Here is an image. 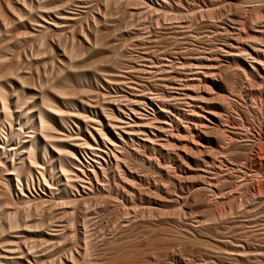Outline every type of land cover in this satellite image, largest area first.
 <instances>
[{
  "label": "rangeland",
  "instance_id": "rangeland-1",
  "mask_svg": "<svg viewBox=\"0 0 264 264\" xmlns=\"http://www.w3.org/2000/svg\"><path fill=\"white\" fill-rule=\"evenodd\" d=\"M8 1L9 0H0V11H1L0 12V18L3 16L0 19V57H1L0 59L5 60L4 62L0 60V65L3 66L4 65L3 63L7 64V65L0 67V68H4L8 71L7 72L8 74L5 77L6 80H3L4 77L1 76L0 77V83L2 85H4L5 92H7L6 96L9 97V99H10L9 100V102H10L9 108L7 110L8 114H6V117L2 111L3 108L1 107V99H0V186L3 183H5V185L3 184L4 186H6V184L8 183L7 188H9L11 186L9 188L11 190V191H9V193L11 196L10 200L11 201L13 200L12 201L13 204H11L10 200H9V202H6V203L4 201H2V198H1L2 196L0 195V225L3 226L5 229V231L2 232L3 233L1 235L2 237H0V243H1L0 244V264H80V263L81 264H237L235 260L232 261L233 258L231 259V263H230V258H229L230 256L226 255V256H228V257H226L225 255H223V253H218V252H221V250L217 251L218 248H220L221 243L223 244L225 241H228V242L229 241L232 242L235 240L237 241V239L239 241H242V243L246 247H249L247 245H250L251 247H249L248 250H253V249L258 250L256 252H260V250H261L262 253L261 252L259 253L260 254L259 258L263 261L262 264H264V255H263L264 254V247H263L264 246V231L262 230V232L257 233V235H255V234L252 235L249 231L243 232V231H245V229H247V230H249V229L245 228L243 230L240 228L243 226H241V225L237 226V224H239V223L237 222V220H235L236 219V217H235L236 213L233 212V214H232L231 213L232 210L229 207L230 205L232 207V205L238 204L241 201L243 203L245 202L244 203L245 208L247 207L246 210L250 207H253L256 210V205H257L258 209L256 210V212L262 211L261 215L259 213L256 214L255 211H253V209L251 208L252 212H251V209H249L251 214L248 216L250 218L247 217L248 218L247 222L250 221V223H253V225L255 224L254 222L258 223V221H259V223H260L261 220L264 218V214H263L264 213L263 212L264 207H262V206H264V201L259 202L261 200H264V198H263L264 197V172L260 171V173L262 175V176H260V173H258V171L255 167H250L247 163H245L243 161V159L241 158L240 150H237V149H243L244 148L242 142H231V141H229L231 138H228L227 134H229V133L226 131L223 132V134L225 133L227 135L228 140H227L226 136H224L222 134V137L226 138V139L223 138L225 141L223 139H220L221 143L217 144V146H215L213 144H211V146L209 145L213 149L215 148L214 149L215 151L213 149H211V150L216 152L215 154H216V156H218V158L215 155H214V157L221 161V162L220 161L216 162L217 164L215 163V165L216 166L218 165L219 168L218 169L215 168V170L212 169L213 171H211V168H210V170L208 169L209 173L208 172L205 173V175H207V176L203 175V178H201L204 180V177H205V180H204L205 182L204 181L201 182L202 180H200V178H197V176L200 177L199 173L197 171H194L191 173L192 177H190V176H189L190 178L187 177L188 179H190V181H191V179H193L192 181L198 180L199 182L202 183V185H204L202 187L206 186L207 189L211 188L213 190V193H212V190H210V189H209L210 192L207 191V189H206V191H204L205 197H207L206 199H208L207 202L209 201L208 204L210 203V208H207L210 211V212L207 211L208 214L205 211L206 208L204 210H202L203 209L202 208L201 209L202 211H200V209L195 208L196 213L194 212V208H192L190 211H188V213L192 212V213H189L190 215L186 212L185 214H179V216L181 218L179 216H175L176 218L174 217L175 218L174 219L172 217L173 215L170 212V210L173 212V210L171 209L173 206L169 205L168 202H166L165 200L163 201V199L161 197H159L161 192L158 191V188L160 190L162 189V191H164V190L167 192L169 191L168 193L171 192L170 194L177 192L178 190H180V188H178V187L176 188L173 185L169 184L168 182L164 183L165 178L161 179L160 174H158L157 172L153 173L151 171V169L150 170H148L149 168L146 169L147 167L145 165H141V163L138 161H135V163H134L132 160L130 161L129 158L125 159V162H129V163L131 162L129 164V167H131V169H132V167L134 169H136V170H134V172L138 170L137 171L138 176L135 172L136 179H134V178L132 179L131 177H129L130 181L132 180L131 186L133 185L134 191L132 192L131 189L125 190V193L128 197L126 203L123 202L119 197H118V200H116L117 197H116L115 193H113V192L111 193V191H109V190H108L109 192H107L109 185L112 187H115V185H116V187H120V185L123 184L120 181L122 179V177L120 179L118 175H117V179H110L109 181H105L103 179L104 181L102 180L101 183H99V185H98V186H100L101 189L97 188L98 190L97 189H93V191L89 190L90 188L88 186L89 185L88 181L86 179H84L83 182L79 181V183H81V184H78L77 189H75V188L71 189L70 188L71 189L70 190L68 187V191L66 192V190H64V188H65L64 186L67 184L66 178H65V176H63L62 171L60 170V167L63 164L62 160H60V159H62L63 157L60 158V157H58V154H57L55 156H57L58 158L54 157V156H51L52 157L51 158L50 155H48V154H51L52 150L57 151V149H55L50 144L48 145L49 146L48 153L45 155L46 159H48V160H46L47 161L46 162V168H45V170H46L45 174L46 175L44 174V176H41L40 170H39L40 168H38V167H37V169L39 171H37V169L35 167L31 173V175H27L25 172H22L25 165L30 164L29 159L26 158L25 151L23 149V144L25 143L24 141H26V139H28L29 136H31L32 134L34 135L35 132L39 133V131L35 129L36 118H37L36 110H37V107L41 104L39 101V97H38L39 95L37 93L39 92V90L41 91L42 89H44L46 84L53 81L52 80L53 78L54 79L56 78L55 75H57V73H58V72L56 73L57 70H60L61 67L62 68L65 67L64 61L67 59L66 56L68 55L72 46L78 50L80 47L84 49V48H87V46H89V45H85L86 47H84L83 46L84 44L80 45V43L77 40L80 37L83 38L84 33H82V32H85L86 30H88V29H86L88 25L95 24V22L93 21L94 17L101 18L102 23H103V20L106 19L105 20L106 22L104 21V24L107 23L106 24V27H107L106 30L109 29L110 31L109 30L108 31L110 32V34L112 32L114 33V34L112 33L113 36H111L112 34L110 35V37H111L110 40H113V41L109 42L110 45L112 43L114 44V45L112 44V46H111V47H113L112 49L114 50V52H113V50L111 51V48H109L110 50L106 48L105 50H109L108 55L110 54L111 58H109L108 55L106 54L108 59L106 57V58H104L105 59L104 61L102 60V62H100V63L97 62V64H95V67L94 66H88L87 68H85V72H87V73H90L92 71L96 72V70H97V72L95 73L97 76L96 77L97 81L92 79V81H90L89 83H87V82H86L87 84L84 83V85H83L84 91H79L78 89H76V90H73L72 93H68V95H66L65 97H66V99L68 98L69 100L72 99V103L70 105L69 104L65 105L60 100H59V102H57V104L63 110V114L62 115L60 114V115L66 116V118H65V126L66 127L64 126V124L61 127L64 129V132L69 133V135L67 133H65L64 135L63 134L60 135V134L56 133V134H54V135H56V137L54 139L58 140L60 138H63V136H64L65 141H67L69 143H73L76 140L78 142L83 141L82 139L84 138V136H87V137L89 136L88 128L91 127L89 125H92L90 122H88V120L91 121L90 118L92 120L97 118L96 123H97V127H99V124H98L99 117L98 116L100 114H103V113H105V115H107L108 113H111L107 107H103L104 104H106L107 102H109V103L112 102L111 104L116 105L119 102L118 101L119 98L121 97V96L119 97V95H121V93H123V92H121V89H123V88H124L123 90L125 92H128L129 91L128 89H131L130 88L131 86H132L131 90H135V89L137 90L138 88L135 85V82L132 83V81H129L128 79H126L125 81H128V83L131 82V83H129L130 85L127 84V82L126 83L124 82L126 84V86L124 84H122L123 86L121 84H119L121 82H119L118 79H120L119 78L120 75H123L124 70H121L119 68V66H118L119 64L117 65L115 59H117V57L119 59V53L120 52L118 53V51L122 50L121 46H123L122 51L128 53V54L126 53L127 56L129 54L130 55L132 54L131 56H133V58L130 55L128 57V60L130 58L132 59L131 61H133L135 57H137L139 54H141L140 52L143 53L145 50L142 51L143 47H141V46H140L141 48L138 49L139 47L137 45V41H134L137 39L131 38L132 35L134 37H136L135 36L137 33L136 27L137 26L139 27L137 20H136V15L134 12H132V11H136V7H134L135 2L133 0H131V2L133 1L134 4L130 3V1H127V0H113V1L112 0L111 1L110 0L109 1L108 0H105V1L104 0H73L72 2H71V0H69V1L68 0H53V2L51 0L50 1L47 0L51 3L46 4L45 8L43 7L44 9L42 7L38 6V2H37L38 0H32V2L35 3L36 6L35 5L31 6L29 1H27V2H29L28 6L23 3L25 5V7L22 5L23 1H21V0H20L21 4L18 3L19 2L18 0H15L14 2L12 0H10V2L11 3L13 2L14 5L17 4L14 6V7H16V10H18V7H20V6H21V10H23L25 8V10L23 12V14L25 13L24 14L25 16L22 15L20 17L17 14V11H13L12 8H9V5L11 3H9ZM39 1H41V2L43 1V3L45 4V0H39ZM218 1L219 0L215 1V3L217 5H209L208 3H207L208 5L206 3L204 5L202 3H196L195 2L196 9L194 10L195 14H193V17L195 15H198V14L199 15L195 16V18L197 17L196 18L197 20H196L195 24L194 23L192 24L193 26L190 25L189 27L187 26L184 28L185 25H177L176 23H171V22H167L164 20L162 21L165 24V25H163V27L165 26L169 29V30L167 29L166 32L169 31V33H171V34L172 33H179V35H178L179 38H182V36L184 37L185 35H183V34H186V32H187V35L185 37H188V35H190L193 38L191 41H189L188 39H184V42L186 40H188L190 42V44H188L189 42L187 43V41L185 43L183 42L182 46H180L181 49L177 50V52L179 51L180 53H183V52L186 53L187 50H189V49L191 50V48L192 49L195 48V51L197 50L196 51L197 53H204V52H207L206 50L212 49V50L217 51V52L219 50L220 53L219 52L218 53L220 55H226L225 54L226 52H224L221 49V44H220L221 42L218 41V38L222 32V28H221L222 25L219 24L221 21L228 23L229 26H231L230 32L232 34L235 32L233 35H237L238 37L240 36L239 40L241 41L240 42L241 44H239V45H241V47H244L243 45H247V46L249 44L251 45L252 43L256 44L255 38H254V32H252V31L254 30L253 26L255 28H259V26H256L257 22H255L254 19L257 17L256 19L259 18L258 23L264 24V22H262V21H264V17H262L263 19H261V17H259L261 15L262 16L264 15V0H231L232 2H237L238 6L242 4L243 7L241 10L242 11L244 9L245 10L242 13L239 12L240 15L237 13L235 14V12H231L232 9L230 10L229 8L226 7V9H228V10H225L227 13L224 11L222 13L223 16L221 15L220 18L217 17L216 19H212L211 22L209 20H205V18L208 19L209 17H204V16L203 17L201 16L202 18L199 17L200 16L199 10L201 9L200 11L203 12L204 10H206V8H208V6L210 7V8H208V10L209 9L211 10V6L215 11L217 9H221V8H218V7H220V5H218V3L219 4L221 3L222 6H223V4H222V2H218ZM8 3H9V5H8ZM128 3L130 6H128ZM109 4H111L110 5L111 7H109ZM125 4L127 6H125ZM200 4L202 5V7ZM106 5L108 7H106ZM199 5H200V7H197ZM59 6H60V8H59ZM203 6L205 9L203 8ZM215 6H216V8H215ZM26 9H28L30 11H28ZM38 9L40 11H38ZM213 9H212V11H210V10L209 11L212 13ZM63 10L68 11L70 14L75 15L74 17L77 18L76 23L74 24V26L72 25V26L68 27L67 24L64 22V23H61V26L59 25V27H58L59 29H57V28L52 26L54 24L52 22L53 21L52 19L55 18V15L56 16L59 15V14H57V11L64 12ZM100 10H101V12H100ZM196 10H197V12H196ZM208 10H206V11H208ZM2 12H3V15H2ZM30 12H31V14H30ZM194 12H192V10H190L187 13H188L189 17H191L190 14L194 13ZM42 13L44 14L43 16L41 15ZM98 13H99V15H98ZM7 15H8V19H7ZM244 15L246 18L245 17L243 18ZM78 16H79V18H78ZM81 16H84L85 18L83 19V17H81ZM102 16H104L105 18ZM236 16L239 17V18L237 17L239 24H237L238 21L233 22V21L229 20L231 18L237 19ZM43 17H45L46 19L45 18L42 19ZM80 17L82 18V20ZM120 17H121V19H120ZM247 17H248V19H247ZM4 20H5V22H3ZM79 20L82 22H79ZM127 20H129V21H127ZM245 20H248V21H245ZM207 21H209V22H207ZM241 21L242 22L244 21V22L242 23ZM16 22H18V23H16ZM33 22H35V23H33ZM131 22H132V25H131ZM252 22L254 25H252ZM135 23H137V24H135ZM241 23H242V25H241ZM249 23H251V24L249 25ZM258 23H257V25H258ZM30 24H33V25H30ZM82 24H84V25L82 26ZM133 24H135V26ZM45 25L46 26L51 25L52 29L48 30L47 28L44 27ZM251 25H252V27H251ZM79 26H82V27H79ZM104 26L105 25H102L103 29L105 28ZM130 26H131V28H130ZM180 26H182V27H180ZM110 27H111V29H110ZM112 27L114 29H112ZM119 28H123V29L121 30ZM190 28H191V30H190ZM251 28H252V30H251ZM161 30H163V29H161ZM120 33L122 35L126 34V33L127 34L124 35L125 36L124 37V36H121ZM168 34H167L168 38L166 40H168L169 36H171V34H169V35ZM250 35H252V36H250ZM74 36H76V37L74 38ZM113 37H114V39H113ZM251 37L254 38V40ZM242 38H243V41L241 40ZM244 38L247 40H245ZM169 40H171V38ZM252 41H254V42H252ZM245 43H247V44H245ZM257 43L258 44L260 43L259 45H262L264 43V41H263V39L259 40V42L257 40ZM60 44H62V45H60ZM117 45H120V46L115 48ZM250 45H249V48H250ZM133 46L134 47L137 46V50H136V48L134 49ZM126 47H127V49H126ZM124 48L127 51L124 50ZM83 49H81V50H83ZM119 49H121V50H119ZM110 51L113 53H110ZM221 51H223V52H221ZM86 52L87 51H85V53ZM106 52H108V51H106ZM115 53H117L118 55ZM89 55L90 54L84 55V57H83V55L79 56L78 59L84 60L85 56L88 57ZM2 56H3V58H2ZM246 56L247 55L245 54L244 57H246ZM114 57H115V59H114ZM111 60H113V61H111ZM43 61H45L47 63L45 64V62H43ZM135 61L138 62V60H135ZM135 61H133V62H135ZM145 61H146V59H145ZM145 61L144 62L141 61V64H140L141 66L136 63L137 66H140L143 69L146 67L143 71L145 74H142L143 79L147 78V81L150 79V81H152V83H154V84H155V81L157 82V84L161 83L163 79L159 80V78L163 77V76L159 75L158 72H155V68L150 67V64L146 63ZM32 62H33V66L31 68V66L29 64H31ZM34 62H35V64H34ZM234 62H235L234 60L229 59L228 61L224 62V65H225V67H226V65H228L230 67V65L232 64V66L230 68L231 71L235 67L233 71H236V72L238 71L237 73L240 72L239 74H241L243 72V70H240L241 67L238 65V62H236V64H237V68H236V64ZM36 63H37V65H36ZM139 63H140V61H139ZM145 63H146V65H145ZM96 65H98V66H96ZM115 65L118 67H116ZM37 66H39V67H37ZM44 66L46 67L45 71H43ZM228 66H227V68L229 69ZM93 67H94V69H93ZM96 67H97V69H96ZM189 67L185 66V69L186 68L188 69ZM29 68H31V71H29V72H31L32 74L28 73ZM38 68H40L41 70ZM91 68H92V70H91ZM35 69L41 71L40 72V74H41L40 78H38L39 76L37 74L39 71H37V70L35 71ZM52 69H53L54 73L52 72ZM188 71L189 70L185 71L186 74L189 75V77H192V76H190L191 72H188ZM23 72L25 73V75ZM153 72H155V74H153ZM11 73L13 74V77H14V74H16V73H17V75H19L21 73V75H19V77H23V78L27 77L24 80L25 83L30 78L31 80L29 79L30 82L29 81L28 82L31 85H28V82H27V84L24 83L25 85H23V83H22V86L27 87V89H25L24 91L21 90L20 89V86H21L20 81L21 80L19 81L20 82L19 85L16 84V82L18 81L19 78L17 75H15L18 78V79L16 78L17 80L15 78H12ZM99 73H101V74H99ZM113 73H114V76H113ZM148 73L150 75H148ZM110 74H112L111 77H110ZM151 74H152L153 78L151 77ZM115 75L118 76V79ZM156 75H158L160 77L158 78V76H156ZM221 75H223V76L219 77V78L217 77L220 81L223 80V78L225 77V73L222 72ZM241 75H243L244 78H248L244 72ZM212 76L214 78V75H212ZM218 76H219V74H218ZM32 77L34 78V80H32ZM154 77L155 78L157 77V78L155 79ZM46 78H49V81ZM151 78L153 80H151ZM116 79L118 81H116ZM248 79H245L246 80V83H245L246 88H248L249 90H255L257 88V86H258L257 84L259 82H255L254 80H251L250 78H248ZM7 80H8V83L11 80H13V81L15 80L16 82L13 84L14 87H11V85L7 83ZM247 80L250 82H248ZM251 81H253V82H251ZM263 81H264V79H262V81H261L262 83L260 82L262 87H264ZM33 82H35V84ZM95 82H97V83H95ZM143 82L144 81H141V83H143ZM26 85H28L30 87H28ZM120 86H122L121 89H120ZM86 88H87V90H86ZM89 89H91V90H89ZM92 90L95 92H93L91 94L90 92ZM213 90H214V94H215V101L220 99L219 96H221L222 93L225 94V91H222V89L213 88L212 91ZM34 92H35V94H34ZM84 92H86L87 94ZM145 92L147 93L148 91H145ZM150 92H152L154 94L150 95ZM150 92L147 94L148 96H154V97L158 98L160 95V91H156V92L150 91ZM74 93H75V95H74ZM129 93H130V91H129ZM157 94H159L158 97H157ZM246 94H250V95H246V97H244L245 102L248 101L246 103L251 104L253 102L251 99L255 100V97L252 96L251 95L252 93H249V91ZM79 96H81L83 103L86 105L85 109L81 106L82 102H81V99ZM127 96H128L127 97L128 100H126L127 98L121 97L122 98V99L120 98L121 103L120 102L119 103L123 104V103H125V101L128 102L130 97H129V95H127ZM231 96L232 95H229V97H231ZM248 96H250V97H248ZM232 97L235 98V101L239 100L236 102L239 110L235 111V113H233V116H232L233 118H231V120L234 122L237 121V123H239L240 125L242 123L243 128H241V129H245L246 127H250V126H252V124H255L257 126V120L255 121V119H258V118L254 117L257 115L256 114L257 110H255V109L247 110L245 103L243 102V100H244L243 98H241L240 96H238V97L232 96ZM240 99H241V101H240ZM102 107H103V109H105V112L102 109ZM150 107L151 106H148V105L143 106V108H146L144 110H147L149 113H151ZM65 109H66V112L64 113ZM108 110H109V112H107ZM102 111H103V113H102ZM74 113H75V115H74ZM82 113L85 114L84 116H86V118H84V116H81ZM76 115H77V117H76ZM78 117H79V119H78ZM80 117H82V118H80ZM83 118L89 123V125H88V123H86V121ZM82 119L85 121V124H82V121H83ZM231 120L229 121L230 122L229 123L224 119L225 122L223 121V125L224 124L226 125V123H228L229 125H231V127H235V126L238 127L237 123L231 124V123H233ZM240 127H242V126H240ZM240 127H239V129H240ZM224 128H226V126ZM217 134L220 135V133H215V135L213 134L214 137L219 136ZM57 135H59L60 137L57 138ZM71 135H72V137H71ZM74 136H76V137L78 136V138H76ZM222 137H220V138H222ZM191 138H192L191 136L187 137L188 140H190ZM223 141H224V144H226V145L223 144ZM263 141H264V138H263ZM90 142L94 143L93 140H91ZM222 144L224 146V149L222 148L223 146H220ZM227 145H228V149H227ZM50 146H52V147H50ZM80 146H83V148L81 147V150L79 151V157H80L79 162H81L82 165L84 164L83 166H86L88 164L91 165L92 162L94 163L97 161L96 159H97V156L99 157V155H97V153L94 151V149L96 150V148H97L96 146L94 149H93V147H91V149H90L89 145L86 146L84 144H81ZM232 146H234V147L237 146V149L235 150ZM225 149L227 151H225ZM91 150L93 153L91 152ZM226 152H227V154H226ZM217 153L220 156L222 154L224 156L227 155L226 156L227 159L224 156H221L222 158L221 157L219 158V155ZM39 154L43 155L42 152H40ZM147 155H149V154L147 153ZM154 155L155 154H153L152 156H154ZM197 155H199V154H197ZM155 156H157L158 158ZM155 156H154V159H157V161H159V162L163 161L162 158L159 159L160 157L158 155H155ZM196 157H198V156H196ZM199 157H200V155H199ZM54 158H56V160ZM223 158H225V159H223ZM57 159H59V161H57ZM230 161H233L234 163H236V162H238V163L236 165L233 162L230 163ZM24 162H25V165H24ZM59 163L61 164V166ZM209 163H211V162L209 161L208 164H206V165H208V166H206L207 168H209ZM222 163H224V164H222ZM243 163H245L244 164L245 166L242 167L241 164L243 165ZM238 164L240 166H238ZM210 166L213 167V165H211V164H210ZM263 166H264V162H263ZM223 167H225V169ZM240 167L242 168V171H241ZM227 168H230L229 170H231V169L232 170L234 169V170L230 172ZM235 170H238V172ZM243 170H245L244 172L246 174L245 173L241 174V172H243ZM214 172H216V173H214ZM217 172H218V175H216L217 176L216 177L215 174H217ZM225 173H227V174H225ZM254 173L255 174L258 173L259 175H257V174L254 175ZM219 174H221V175H219ZM248 174H250V175H248ZM211 175L214 177L212 178ZM18 178L19 179L25 178L24 180H26V182H28L27 186H26V183H24V185H22V190H20L18 188V186H19V181H18L19 179ZM118 178H119V180H118ZM195 178H197V180H194ZM32 179H33V181H32ZM72 179H74V178H72ZM257 180L259 181V183L261 185L259 184L257 186V184H258ZM208 181L211 184H209ZM102 182H104V183H102ZM245 182L247 184H245ZM109 183H111V184H109ZM149 183H151V184L149 185ZM241 183L243 185H241ZM129 185H130V183H129ZM170 185H171V188H170ZM84 186H85V188H84ZM155 186L157 187V189L155 188ZM251 186H253L254 188L253 187L251 188ZM260 186H261V188H259ZM120 188H122V187H120ZM167 188H168V190H167ZM258 188L261 189V190H259L260 193L258 191ZM0 189H1V187H0ZM182 189H183V192L189 191V190L194 191V188L187 189V188L183 187ZM126 191H130V192L127 193ZM180 191H182V190H180ZM0 192H1V190H0ZM67 193L69 196L67 195ZM206 194H208L209 196L208 195L206 196ZM210 194H211V196H210ZM216 194H218V195L216 196ZM110 195L114 198L116 197L115 201H114V198H112ZM161 195H162V193H161ZM222 195H223V197H222ZM84 196H85V198H84ZM108 196L111 198H109ZM254 196H256V197H254ZM211 197L213 199H211ZM232 197L233 198L236 197L237 199L236 198L232 199ZM258 197H261V199H259ZM149 198L151 201L148 200ZM248 199L250 201H252L251 202L252 204L248 201ZM253 199L254 200L257 199L258 202L262 203V204L257 203V201H254ZM152 200H153V202H152ZM221 201H224V202L221 203ZM121 202H123V203H121ZM150 202H152V203H150ZM164 203H166V204H164ZM258 205L259 206L261 205V208ZM211 206L213 207V210H211L212 209ZM119 207H120V209H119ZM144 209L146 211H143ZM158 209L163 210L164 212L156 211ZM164 209L165 210L167 209L166 213H165ZM135 210H136V212H138L137 214H135L136 213ZM139 210L142 211V213ZM225 210H227V211L224 215ZM230 210H231V212H230ZM127 211L129 213L125 214V212L127 213ZM217 211H218V213H217ZM221 211L223 212L224 216L220 215V214H222V213H220ZM167 212H169L170 214ZM197 212H201V213H197ZM202 212H204V213H202ZM212 212L214 215L211 214ZM150 213H152V214H150ZM174 213L175 212H173V214ZM252 213H253V215H252ZM203 214H205V217L203 216ZM228 214L230 215L229 218L227 217V216H229ZM175 215H178V214H175ZM184 215H186L187 217ZM209 215H212V218L207 219V220L204 219V218H208ZM150 216H152V217L150 218ZM219 216H222V219ZM225 216L227 218H224ZM213 217L218 218L219 221H221V222H219L216 219L218 221L217 222L215 220V218L213 219ZM251 217H252V219H251ZM29 218H30V220H27ZM195 218L199 219L198 222H197V219L195 220ZM179 219H181L182 221ZM201 219H203V222L206 224H204L203 222H199V221H201ZM229 219H231L229 228L231 226H233V227H231L232 229L230 228V230H227L228 227L226 228L224 226L227 224ZM249 219H251V220H249ZM194 220H195V222H194ZM210 220L216 221L217 223L216 222L212 223V221H210ZM171 221L174 224H175V222H176V224H178V223H179V225L181 224L182 225L181 229H178L177 227H179V226H177L176 224L175 225L177 227L176 226L174 227V225ZM207 221L210 223H208ZM149 222H150V224H149ZM159 222H161V223H159ZM164 222H166V223L163 224ZM167 223H170V224H167ZM218 223H220V225H218ZM15 224H16V226L20 225V224L21 225L18 227H15ZM160 224H162L163 226ZM185 224H187L188 226ZM198 224L199 225L202 224V226L199 227ZM213 224H216L218 227L216 225L214 226ZM221 224H222V226H221ZM131 225H132V227H131ZM250 225H252V224H250ZM203 226L204 227L206 226L205 229ZM127 227H128V229H127ZM188 227L193 228L194 230H196L197 232H200V233L202 232L201 230L203 229V231L205 232V233L202 232V234H201L203 238L201 237L202 239H200V241H197L199 238H197V240L195 238V240H194L193 239L194 237L193 236L191 237V235L187 232L188 235H190L189 236L190 238H188L187 233H184V231L186 232V228H188ZM196 227H198V228H196ZM122 228L124 231L122 230ZM223 228H225L226 230ZM176 229L178 230V232ZM179 230L182 232H180ZM125 231L126 232L129 231V232L126 233ZM179 232H180V234H179ZM121 233H123V234H121ZM125 233L127 235L124 236ZM203 233L205 236H203ZM177 234L180 238L177 236ZM181 234H183V235H181ZM121 235L123 237H120ZM88 238H89L90 242H89ZM191 238L193 240H190ZM203 239H206V240L204 241ZM112 240H113V242H112ZM119 240H123V241L120 242ZM16 241L18 243H16ZM108 241L111 242V244L107 248L106 245H108ZM91 242H93L92 245H91ZM105 242H106V244H105ZM87 243L90 245V247ZM103 243H104V245H103ZM69 246H70V248H69ZM92 246H93V248H92ZM87 247H89L90 249L92 248L91 249L92 251L89 248H88L89 249L88 251H86L87 249L84 250V248H87ZM95 247L97 249L96 250L97 252L95 250H93V249H95ZM10 248H12V249H10ZM98 248L100 250L103 249L104 251L105 250H107V251L106 252L99 251ZM30 250H32V251H30ZM79 251H80L82 256L80 255ZM85 251L87 253L89 252V254L86 255L87 253ZM103 252H104V254H103ZM253 252H255V251H253ZM20 254H22V256ZM261 255H263V258ZM71 256H73V257H71ZM247 258L248 257H244V258L242 257L241 260L243 262L242 263L238 262V264H250L247 262V260L249 259V258L248 259ZM250 258H252V257H250ZM225 260H226V262L228 261L229 263L228 262L226 263ZM73 262H75V263H73Z\"/></svg>",
  "mask_w": 264,
  "mask_h": 264
},
{
  "label": "bare ground",
  "instance_id": "bare-ground-1",
  "mask_svg": "<svg viewBox=\"0 0 264 264\" xmlns=\"http://www.w3.org/2000/svg\"><path fill=\"white\" fill-rule=\"evenodd\" d=\"M12 1L14 2L15 0H12ZM18 1H19L18 3H20V0H18ZM21 1H23L22 2V5L24 7H25L24 4H26L28 6L29 2L31 4V6H34L35 5V3L32 2V0H21ZM27 1H29V2H27ZM49 1L45 0V4H44L43 1L41 2V1L38 0L37 1L38 2V6L39 7H42V8L43 7L45 8V5L46 4H50L51 3ZM51 1L53 2V0H51ZM72 1L73 0H71V2ZM127 1H130V3H133V4L135 2V6L134 5L133 6L136 7V11H132V12L135 13L136 20H137V23L139 25V27L136 25L137 26L136 27L137 33L135 35L136 37H134L133 35H132V37L131 36L130 37L132 39L133 38L137 39V40H134V41H137V45L139 47L138 49H140L141 47H143L142 48V51L143 50H145V51L143 53L140 52L141 54H139L137 57H135L136 59L134 58L133 61L138 60V62H136V61L133 62V61H131L132 60L131 58L128 60V57H129L130 54L127 56L128 53L122 51L123 50V46H121L122 47V50L119 49L121 51H118V53L120 52L119 53V59H118V57H117V59H115L116 56L114 57V59L116 60L117 65L119 64L118 65L119 68L121 70H124V73H123V75H120L119 74L120 75V77H119L120 79H118V76L117 75H115V76L117 77V79L119 80V82H121V83L118 82L119 84H121V85L124 84L126 86V84H125L126 82H127V84L131 83V82L128 83V81H125L126 79H128L129 81H132V83L135 82V85L137 86L138 89L137 90L136 89L135 90H131L132 89V86H131L130 87L131 89H128L130 91V93H129V91L128 92H125L123 90L124 88L121 89V87L123 85L120 86L121 92H123V93H121V95H119V97L121 96V97L127 98L128 97L127 95H129V97H130L129 98V101L128 102L125 101L126 104L123 103V102H122L123 104H120L121 103L120 101L122 99L120 97L121 99L119 98V100H118L120 103L117 101L118 103L116 105L111 104L112 103L111 101H110L111 103L107 102L106 104H104L103 107H107L110 110L111 113H108L107 114L108 116H107L102 111L103 114H100L98 116L99 117V122H98L99 127H97V123H96L97 122V120H96L97 118L96 119H93V120L90 118L91 121L88 120V122H90L92 125H89V123L84 119V118H86V116H84L85 114L82 113L83 115L81 114V116H84L83 119L86 121V123H88L89 126H91L90 128H88L89 136L88 137L87 136H84V138L82 139L83 141L78 142L76 140L73 143H69V142L65 141L64 136H63V138H60L58 140L54 139L56 137V135H54V134H56V133L57 134H60V135L61 134L64 135L65 133H67V132H64V129L61 127L63 124L65 126V118H66V116H61L63 114V110L57 104V102H59V100H60L65 105H68V104L70 105L72 103V99L69 100L67 98L68 99L67 100L66 97H65L66 95H68V93H72L73 90H76V89H78L79 91H84V86H83L84 83H86V82L89 83L90 81H92V79H94V80L97 81V79H96L97 76L95 74L97 72V70H96V72L92 71L90 73H87V72H85V68H87L88 66H94L95 67V64H97V62L100 63V62H102V60L103 61L105 60L104 58L107 57L106 54L108 55L109 50H110L109 48H111V51L113 50L112 49L113 47H111L113 43L111 45L109 44L110 41H113V40H110L111 39L110 35L113 32L110 34V32H109L110 30L109 29H108L109 31L106 30L107 29V27H106V24L107 23L104 24V21L106 19H104L103 20V23H102L101 22V18L94 17L93 18L94 19L93 21L95 22V24L88 25L87 28H86L88 30H86L85 32H82L81 31L82 33H84V36H83V38L80 37L77 40L80 43V45L81 44H84L83 45L84 47H86L85 45H89V46H87V48H84V49L80 47L79 50L72 46V48L70 49L68 55L66 56L67 59L64 61L65 67L64 68L61 67L60 70H57L56 73L57 72L58 73H57V75H55L56 78L55 79L53 78L52 79L53 81H51L48 84H46V86L44 87V89H42L41 91L39 90V92L37 93L39 95L38 97H39V101H40L41 104L39 103L40 105L37 107V110H36V116H37V118H36V127H35V129L38 130L39 133L38 132H35L34 135L32 134L31 136H29L28 139H26V141H24L25 143L23 144V149L25 151L26 158L29 159V163L30 164L25 165V162H24L25 167L23 168V171L22 172H25L27 175H31L33 169L35 167L37 169V167H38V168H40L39 169L40 170V175L41 176H44L45 171H46L45 170V168H46V162H47L46 160H48V159H46V156L45 155L48 153V149H49V146L48 145L50 144L55 149H57V151L56 150H52L51 154H48V155H50V157L51 156L57 157L55 155L58 154V157H60V158L63 157L62 159H60V160H62V163H63L62 166L60 164L61 162L59 164L61 166L60 167V170L62 171L63 176H65V178H66L67 184L64 186L65 187L64 190H66V192L68 191V187H69V189L70 188L71 189L72 188L77 189L78 188V184H81V183H79V181L80 182H83L84 179H86L88 181V184H89L88 186L90 188L89 190H92L93 191V189L100 188V186H98V185H99V183H101V181L103 179L105 181H109L110 179H117V175H118L120 179H121V177L123 179V180L122 179L120 180L123 184H121V185L119 184L120 187H122V188L116 187V185H115V187H112V186L109 185L108 186V189L107 188L106 189H107V192L111 191V193L112 192L115 193L117 199H116V197L114 198V197H112L110 195L112 198H114V201H115V199L118 200V197H119L123 202L126 203L128 197H127V195L125 193V190L131 189L132 192L134 191L133 185L131 186L132 180L130 181L129 177H131L132 179L133 178L136 179V174H137V171H138V170L135 171L136 172V174H135L134 170H136V169H134L132 167V169H133L132 170L131 167H129V164L131 162L130 163L129 162H125V159L129 158L130 161L132 160L134 163H135V161H138V162L141 163V165H145L147 167L146 169H148V168H149L148 170L151 169V171L153 173L154 172H157L158 174H160L161 179H164L165 178L164 183L165 182L166 183L168 182L169 184L173 185L174 187H176V188L178 187V188H180V190H182V191L178 190L177 192L172 193L173 194L172 195V194H170L171 192L168 193L169 191L168 192L165 191V190L162 191V189L160 190L158 188V191H160L162 193V195H161V193H160V195L158 194L159 197H161L163 199V201L165 200L166 202H168L169 205L173 206L171 209L173 210V212H175L174 214L169 209L170 212H171V214L173 215L172 216L173 218L175 216H179V214H185L186 212L188 213V211H190L192 208H194V212L195 213H196L195 208L200 209V211L204 210L205 208L206 209L207 208H210V203L208 204L209 201L207 202L208 199H206L207 197H205V192H204V191H206L207 188H206V186L205 187H202L204 185H202V183H201V182H203L205 180V177H204V180L201 179V178H203V175H205V173H207V172L209 173L208 169L210 170V168H211V171H213L212 169L215 170V168L216 169L219 168L218 165L217 166L215 165V163L218 162V161H220V160L219 159H216L214 157V155L216 156V154H215L216 152H214L215 151L214 150L215 148L213 149L210 146H211V144L217 146V144L221 143L220 142V139H223L224 138V137H222L223 132L226 131V132L229 133V134H227L228 135V138H231L229 141H231V142H242V144L244 146L243 149H237V146H235V147L232 146V147L235 150L236 149L237 150H240V152H241V158L243 159V161L245 163H247L250 167H255L257 169L258 173H260V171L261 172H264V166H263V162H264V141H263V138H264V87L261 86V83H262L261 81H262V79H264V45H263L264 43L262 45H259L262 41L259 44L257 43V40H258V42H259V40H262V39L264 41V24L258 23L259 22V20H258L259 18L256 19L257 17L254 19L255 22L258 23V25L256 23V26H259V28H255L253 26V29L254 30L252 32H254V38H255V43L256 44H253V43L251 45L249 44L250 45V48H249V45L248 46L247 45H243L244 47H241V45H239V44H241L240 43L241 41L239 40L240 39L239 38L240 36L238 37L237 35H233L235 33L234 32L235 30L233 31L234 33L232 34L230 32V27L231 26H229L228 23H225V22H222L221 21L219 24L222 25L221 26L222 32H221V35L218 38V41L221 42L220 43L221 44V49L224 52H226L225 53L226 55H220L219 54L220 53L219 50H218V52H219L218 53L217 51H214L212 49L206 50L207 52H204V53H197L196 52L197 50L195 51V48H193L194 50L192 48H191V50L188 48L189 50L186 49L187 50L186 53H184V52L183 53H180L179 51L177 52V50L181 49L180 46H182V43L184 42V39H188L189 41H191L193 38L190 35H188V37H185L187 35V32H186V34H183L185 36L184 37L182 36V38H179V36H178L179 33H172L171 34V33H169V31L166 32L168 28L165 27V26L163 27V25H165V24L162 21L164 20V21H167V22L176 23L177 25H185L184 28L187 27V26L189 27L193 23L195 24V22L197 20L196 19L197 17L195 18V16H198L199 15L198 14V15H195L193 17V14H195L194 10L196 9L195 2L196 3H202L204 5H205V3L206 4L208 3L209 5H217L215 3L216 0H214V1L213 0H133L134 2L133 1L131 2V0H127ZM8 2L11 3L10 0ZM13 2L10 5L8 3L9 8H12L13 11H17V14L19 15V17L22 16V15H24L25 13L23 14V12H24L25 8L23 10H21V6L20 7L17 6L18 7V10H16V7H14V6L17 5V4L14 5ZM218 2H222V4H223V6H222L221 3L220 4L218 3V5H220V7H218V8H221V9H217L215 11L212 8V6H211V10L209 9L210 11H212V9H213V12L211 13L208 10V8H210L209 6H208V8H206V10H208V11L204 10L202 12V11H200L201 9L199 8L200 9L199 10V13H200V16L199 17H201V16L202 17L203 16L204 17H209L208 19L205 18V20H209L211 22L212 19H216L217 17L220 18L221 15H222V13L225 10H228V9H226V7L229 8L230 10L232 9L231 12H235V14L237 13L239 15H240V13H242L245 10V9L243 11L241 10L242 7H243L242 4L239 5L241 7L240 8L237 5V2H232L231 0H219ZM126 4H125V6H127ZM110 5L111 4H109V7H111ZM200 5L197 6V7H200ZM128 6H130L129 3H128ZM106 7H108V6L106 5ZM201 7H202V5H201ZM59 8H60V6H59ZM203 8H204V6H203ZM215 8H216V6H215ZM26 10H28V9H26ZM190 10H192V12H194V13H191V14L189 13L191 17H189V15L187 13ZM197 10H196V12H197ZM28 11H30V10H28ZM38 11H40V10L38 9ZM63 11L64 12L57 11V14H59V15L58 16L55 15V18L52 19L53 20L52 22L54 23L52 26L55 27V28H57V29H59L58 28L59 25L61 26V23H64V22L67 24L68 27H70L72 25L74 26V24L76 23V19L77 18L74 17L75 15L70 14L68 11H65V10H63ZM100 12H101V10H100ZM30 14H31V12H30ZM2 15H3V12H2ZM41 15L43 16L44 14L42 13ZM98 15H99V13H98ZM245 15L243 16V18L245 17ZM238 16H236V18ZM81 17H83V19L85 18L84 16H81ZM102 17H104V16H102ZM259 17H261V19H263L262 17H264V15L263 16L261 15ZM44 18L45 17H43L42 19H44ZM78 18H79V16H78ZM238 18L237 19L231 18L229 20L230 21H233V22H236V21H238ZM7 19H8V15H7ZM120 19H121V17H120ZM247 19H248V17H247ZM81 20H82V18H81ZM127 21H129V20H127ZM209 21H207V22H209ZM245 21H248V20H245ZM3 22H5V20ZM79 22H82V21L79 20ZM253 22H252V25H254ZM262 22H264V21H262ZM16 23H18V22H16ZM33 23H35V22H33ZM137 23H135V24H137ZM242 23H241V25H242ZM101 24L102 25H105L104 26L105 27L104 29L102 28V25ZM135 24H133V25L135 26ZM237 24H239V21L237 22ZM250 24L251 23H249V25ZM30 25H33V24H30ZM83 25L84 24H82V26ZM131 25H132V22H131ZM252 25H251V27H252ZM52 26L51 25H47V26L45 25L44 27L47 28L48 30H51L52 29ZM82 26H79V27H82ZM180 27H182V26H180ZM130 28H131V26H130ZM110 29H111V27H110ZM112 29H114V28L112 27ZM119 29L122 30L123 28H119ZM161 29H163V30H161ZM190 30H191V28H190ZM251 30H252V28H251ZM168 33L171 34V36H169V39L171 38V40H169V39L166 40L168 38L167 37V34ZM113 34L111 36H113ZM126 34H123V35L121 34V36H124ZM250 36H252V35H250ZM75 37L76 36H74V38ZM254 38H252V39L254 40ZM113 39H114V37H113ZM188 40H186L187 43L189 42ZM241 40L243 41V38ZM245 40H247V39H245ZM252 42H254V41H252ZM188 44H190V42ZM245 44H247V43H245ZM60 45H62V44H60ZM118 46H120V45H117L115 48H117ZM106 48L109 49V50H105ZM135 48L137 50V46H135L134 49ZM81 49H83V50H81ZM126 49H127V47H126ZM126 49L124 48V50H126ZM85 51H87L88 53L87 52L85 53ZM106 51H108V52H106ZM111 51H110V53H113L114 52V50H113V52H111ZM223 51H221V52H223ZM244 53L247 55L246 57H244L245 56ZM87 54H90V55L88 57L85 56V59L84 60H79L78 59L79 56H82L83 55V57H84V55H87ZM115 54H117V53H115ZM108 57L111 58L110 57V54L108 55ZM108 57H107V59H108ZM131 57L133 58V56H131ZM2 58H3V56H2ZM145 59H146V61H145ZM229 59L234 60L235 61L234 62L235 64H236V62H238V65L241 67L240 70H243V72L245 73V75L248 78H250L251 80H254L255 82H259L257 84L258 86H257V88L255 90H249L248 88H246V85H245L246 80L245 79H248V78H244L243 75H241L243 72L241 74H239L240 72L237 73L238 71L237 72L236 71H233L235 67L231 71V69H230L231 66H232L231 63H230L231 64L230 67L228 65H226V67H225L224 62L225 61H228ZM0 60L3 61V62L5 61L3 59H0ZM111 61H113V60H111ZM139 61H140V63H139ZM141 61L142 62L145 61L146 63L150 64V67L155 68V72H158L159 75L163 76V77H160V76L156 75V76H158V78L160 77L159 80H162L163 79L162 82L160 81L161 83H158L157 84V82L155 81V84H154V83H152V81H150V79L148 81H147V78L143 79L142 74H145L143 71H144V69L146 67L144 69L140 67L141 66L140 65L141 64ZM43 62H45V61H43ZM46 63L47 62H45V64ZM136 63L138 65H140V66H137ZM146 63H145V65H146ZM3 64H4L3 66L7 65L5 63H3ZM34 64H35V62H34ZM29 65L32 68L33 62L31 64H29ZM36 65H37V63H36ZM3 66L0 65V67H3ZM96 66H98V65H96ZM118 66H116V67H118ZM185 66L186 67H189L190 66V67L188 69L187 68L185 69ZM227 66L229 67V69L227 68ZM37 67H39V66H37ZM94 67H93V69H94ZM31 68H29L30 70L28 69V73H31V72H29V71H31ZM45 68L46 67L44 66V68H43L44 70L43 71H45ZM236 68H237V64H236ZM38 69H40V68H38ZM96 69H97V67H96ZM36 70L37 69H35V71ZM40 70H37V71H39L37 73L38 76H39L38 78L41 77V74H40L41 71ZM91 70H92V68H91ZM186 70H189L188 72H191V75L190 76H192V77H189V75L186 74V72H185ZM7 72L8 71L6 69L0 68V77L3 76L4 77L3 80H6L5 77L8 74ZM52 72H53V69H52ZM155 72H153V74H155ZM222 72L225 73V77L223 78V80L220 81L218 78L223 76V75H221ZM149 73H148V75H150ZM99 74H101V73H99ZM218 74H219V76H218ZM15 75H17V73L14 74V77H13V74H12V78H15L16 79L17 76H18V78H19V79L17 78L18 81L16 82L15 80L14 81L11 80L8 83V80H7V83L10 84L11 87H14L13 84L15 82L18 85L21 82L20 83L21 84L20 89L23 90V91L25 89H27V87L22 86V83H23V85H25V84H27L28 81L30 82L31 79L29 78L30 80L28 79V81L25 83L24 80L27 77H25V78L19 77V75H21V73L19 75H17V76H15ZM24 75H25V73H24ZM111 75L112 74H110V77H111ZM212 75H214V78H213ZM113 76H114V73H113ZM151 77H152V74H151ZM152 78H151V80H153ZM46 79L49 81V78H46ZM117 79H116V81H118ZM32 80H34L33 77H32ZM141 81H144V82L141 83ZM29 82H28V85H31V84H29ZM248 82H250V81H248ZM251 82H253V81H251ZM33 83L35 84V82H33ZM95 83H97V82H95ZM28 85H26V86H28ZM28 87H30V86H28ZM213 88H218V89H222V91H225V94L222 93V95L219 96L220 99H218L217 101H215L214 90L212 91ZM86 90H87V88H86ZM89 90H91V89H89ZM145 91H148V92L146 93ZM150 91H155V92L156 91H160V95L157 94V97L159 95V97H158L159 99L156 98V97H154V96H148L147 94ZM248 91H249V93H252L251 94L252 96L255 97V100L251 99L253 101L251 104H247L246 102H248V101L245 102V99H244V97H246V95H250V94H246ZM35 92H34V94H35ZM93 92H95V91L92 90L90 93L92 94ZM6 93L7 92H5L4 85H2L0 83L1 107L3 108L2 111H3V114L5 115V117H6V114H8L7 113V110L9 108V103H10L9 102L10 99H9V97L6 96ZM84 93H86V92H84ZM151 94L153 95L154 93L150 92V95ZM74 95H75V93H74ZM229 95L237 96V97L240 96L241 98H243L244 99L243 102L245 103V106H246V109L247 110H251V109L257 110L256 111V114L257 115L254 116V117H257L258 118V119H255V121L257 120V126L255 124H252V126H250V127H246L245 129H241V128H243V124L242 123L240 125L239 123H237V121L234 122V121L231 120V118H233L232 117L233 116V113H235V111H238L239 110L238 107H237L238 105L236 103L239 100L236 99L237 101H235V98H233L232 96H231L232 97L231 98V97H229ZM79 97L81 99V96H79ZM248 97H250V96H248ZM126 100H128V98ZM240 101H241V99H240ZM81 102H82V105L81 106L85 109L86 108V105L83 103V100L82 99H81ZM146 105L151 106L150 107L151 113H149L147 110H144L146 108H143V106H146ZM103 107H102V109H103ZM103 110L105 112V109H103ZM109 110L107 112H109ZM65 112H66V109H65L64 113ZM74 115H75V113H74ZM76 117H77V115H76ZM80 118H82V117H80ZM78 119H79V117H78ZM224 119L227 122H229L231 120L233 122L231 124H236L237 123L238 124V127H236V126L235 127H231V125H229L228 123H226V125L225 124L223 125ZM83 121H82V124H85V121L84 122ZM239 125L242 126V127H240ZM225 126H226V128H224ZM239 127H240V129H239ZM215 133H220L221 136L219 134H217L219 136L214 137ZM67 134L69 135V133H67ZM223 135L226 136V138H227V135L225 133ZM188 136H191L192 138L190 140H188L187 139ZM59 137L60 136L57 135V138H59ZM71 137H72V135H71ZM74 137H76V136H74ZM220 137H222V138H220ZM76 138H78V136ZM226 138H224V139H226ZM228 138H227V140H228ZM91 140H93L94 143L90 142ZM224 141H223V144H224ZM81 144H84L86 146L89 145L90 146V149H91V147H93V149L95 148V146L97 147L96 150L94 149V151L97 153V155H99V157L97 156V159H96L97 161L96 162H94V163L92 162L91 165L88 164L86 166H83L84 164L82 165L81 162H79L80 161L79 151L81 150V147L83 148V146H80ZM223 144L220 145V146H223ZM224 145H226V144H224ZM228 145H227V149H228ZM52 146H50V147H52ZM222 148L224 149V146ZM211 149H213L214 151H212ZM92 150H91V152H92ZM225 151H227V150L225 149ZM40 152H42L43 155L39 154ZM147 153L149 155H147ZM153 154L158 155L160 157L159 159L162 158L163 161L162 162H159V161H157V159H154V156L155 155L152 156ZM197 154H199L200 157ZM226 154H227V152H226ZM196 156H198V157H196ZM221 156H224V155L222 154ZM221 156L219 155V158ZM226 156H224V157L226 158ZM155 157H157V156H155ZM216 157L218 158V156H216ZM225 158H223V159H225ZM54 159L56 160V158H54ZM57 161H59V159H57ZM209 161L211 163H209V168H207L206 166H208V165H206V164H208ZM231 162H233V161H230V163ZM237 163L238 162H236L234 164L237 165ZM245 163H243V165L241 164V166L242 167L245 166L244 165ZM210 164L213 165V167L210 166ZM222 164H224V163H222ZM238 166H240V165L238 164ZM223 168L225 169V167H223ZM227 169L229 170L230 168H227ZM39 170L37 169V171H39ZM233 170L231 169L229 171L231 172ZM238 170H235V171L238 172ZM194 171H197L199 173V176L200 177L197 176V178H200V180H202L201 182H199L197 180V178L194 179V180H197V181H192L193 179H191V181H190V179L187 178L189 176L192 177L191 176V173L194 172ZM241 171H242V168H241ZM244 171L245 170H243V172H241V174L245 173ZM214 173H216V172H214ZM227 173H225V174H227ZM258 173H256V174L259 175ZM256 174L254 173V175H256ZM216 175H218V172H217V174H215V176ZM219 175H221V174H219ZM248 175H250V174H248ZM137 176H138V174H137ZM205 176H207V175H205ZM260 176H262L261 173H260ZM213 177L214 176H212V178ZM72 178H74V179H72ZM119 178H118V180H119ZM21 179L18 180L19 181L18 188L20 190H22V185H24V183H26V186H27V183H28V182H26V180H24L25 178L24 179L21 178ZM32 181H33V179H32ZM102 183H104V182H102ZM129 183H130V185H129ZM3 184L5 185V183H3ZM3 184H1V186H0L1 187V189H0L1 190L0 195L2 196L1 197L2 198V201H4L6 203V202H9V200L11 199V196H10V193H9V191H11L9 189L11 186L9 188H7V184L8 183L6 184V186H4ZM109 184H111V183H109ZM150 184L151 183H149V185ZM209 184H211V183L209 182ZM245 184H247V183L245 182ZM259 184L260 183L258 181L257 186ZM171 185H170V188H171ZM241 185H243V184L241 183ZM183 187H185L187 189L194 188V191L193 190L192 191L189 190V191H184L183 192V189H182ZM252 187L253 186H251V188ZM84 188H85V186H84ZM155 188L157 189L156 186H155ZM259 188H261V186ZM259 188H258V191L261 190ZM209 189L212 190L211 188H209ZM209 189H207V191H209ZM167 190H168V188H167ZM126 192L128 193L130 191H126ZM212 193H213V190H212ZM259 193H260V191H259ZM208 194H206V196ZM67 195H68V193H67ZM217 195L218 194H216V196ZM210 196H211V194H210ZM111 197H109V198H111ZM222 197H223V195H222ZM254 197H256V196H254ZM84 198H85V196H84ZM235 198L236 197H234V198L232 197V199H235ZM258 198L261 199V197H258ZM211 199H213V198L211 197ZM148 200H150V198ZM12 201H11V204H13ZM248 201L250 203L252 202L249 199H248ZM254 201H257V203H259V202H262L264 200H261V201L258 202V200L255 199ZM123 202H121V203H123ZM152 202H153V200H152ZM152 202H150V203H152ZM222 202H224V201H221V203ZM244 203L241 201L238 204L232 205V207L230 205L229 207L232 210V212H231V210H230V212L232 214H233V212L236 213V215H235L236 219L235 218L234 219L237 220V222L239 223V224H237V226H240V225L243 226V227H240L243 230L245 228H248L249 229V230L245 229V231H243V232L249 231L252 235L253 234L257 235V233L262 232V230L264 231V220H263L264 218L261 220L260 223H259V221H258V223L254 222L255 223L254 225H253V223H250V221L247 222V220H248V218H250L248 216L251 214L252 209H253V211H255L256 214L259 213L260 215L262 213V211H261L262 209L260 210L261 212H256V210L258 209V207L256 205V210L253 207H250V208L247 209L248 210L247 211L246 210L247 207L245 208V204ZM164 204H166V203H164ZM259 204H262V203H259ZM259 207L261 208V205ZM262 207H264V206H262ZM211 208H212L211 210H213V207L212 206H211ZM119 209H120V207H119ZM167 209L166 210L164 209L165 210V213H166ZM206 209H205V211L207 213V211H209V210L208 209L206 210ZM249 209H251V212H250ZM143 211H146V210L144 209ZM156 211L164 212L163 210H159V209L156 210ZM222 211L220 212V213H222L220 215L224 216L227 210H225L224 215H223V212ZM135 212H136V210H135ZM140 212L142 213V211H140ZM128 213H129L128 211H127V213L125 212V214H128ZM137 213L138 212H136L135 214H137ZM167 213H169V212H167ZM189 213H192V212H189ZM197 213H201V212H197ZM202 213H204V212H202ZM217 213H218V211H217ZM150 214H152V213H150ZM175 214H178V215H175ZM211 214L214 215L213 212ZM212 215H209L208 218H204L205 217V214H203V216H204L203 218L207 220V219L212 218ZM252 215H253V213H252ZM184 216H186V215H184ZM222 216H219V217H221V219H222ZM151 217L152 216H150V218ZM215 217H213V219ZM227 217L229 218L230 215L227 216ZM227 217L225 216L224 218H227ZM30 218L27 219V220H30ZM196 219H197V222H198L199 219L198 218H195V220ZM216 219L219 221L218 218H215V220ZM251 219H252V217H251ZM251 219H249V220H251ZM179 220H181V219H179ZM195 220H194V222H195ZM212 220H210V221H212ZM230 220L231 219H229V221L227 222V224L224 227H226V228L228 227L229 228ZM216 221H212V223L213 222L215 223ZM199 222H203V219H201V221H199ZM219 222H221V221H219ZM159 223H161V222H159ZM165 223L166 222H164L163 224H165ZM208 223H210V222H208ZM16 224H15V227H18V226L21 225L20 224V225H17L16 226ZM149 224H150V222H149ZM167 224H170V223H167ZM175 224H176V222H175ZM175 224L173 223L174 227L177 225L180 228L177 227V226L176 227L178 229H181V226H182L181 224L180 225H179V223L176 224V225ZM187 224H185V225H187ZM202 224L201 225L198 224L199 227L202 226ZM204 224H206V223H204ZM222 224H221V226H222ZM250 224H252V225H250ZM160 225H162V224H160ZM213 225L215 226L216 224H213ZM218 225H220V223H218ZM131 227H132V225H131ZM205 227H204V229H205ZM231 227H233V226H231ZM196 228H198V227H196ZM228 228H227V230H230V228L229 229ZM127 229H128V227H127ZM223 229H225V228H223ZM122 230H123V228H122ZM3 231H5V229H4L3 226L0 225V237H2L1 235L3 234L2 233ZM201 231L204 232L203 229ZM128 232H126V233H128ZM177 232H178V230H177ZM180 232H182V231H180ZM180 232H179V234H180ZM187 232L191 235V237L192 236L194 237L193 238L194 240H195V238H196V240H197V238H199L197 241H200V239L203 238L202 235H201L202 232L201 233L200 232H197L193 228H190V227L186 228V232L184 231V233H187ZM126 233L124 234V236L127 235ZM188 233H187V235H188ZM204 233H203V236H205ZM121 234H123V233H121ZM181 235H183V234H181ZM190 235H188V238H190L189 237ZM177 236H178V234H177ZM120 237H123V236L121 235ZM193 239L191 238L190 240H193ZM88 240H89V238H88ZM203 240L205 241L206 239H203ZM119 241L121 242L123 240H119ZM89 242H90V240H89ZM112 242H113V240H112ZM16 243H18V242L16 241ZM92 243L93 242H91V245H92ZM105 244H106V242H105ZM110 244H111V242L108 241V245H106L107 248H108V246ZM103 245H104V243H103ZM247 246L251 247L250 245H247ZM89 247H90V245H89ZM89 247L84 248V250L87 249L86 251H88L90 249ZM249 247H246L242 243V241H239L237 239V241L236 240L235 241H232V242L225 241L223 244L221 243V246H220V248H218L217 251L221 250V252H218V253H223V255H225V256L226 255L230 256L229 257L230 258V263H231V259L232 258H233L232 261L235 260L236 263L238 264V262L239 263H242L243 262L241 260L242 257L243 258L244 257H248L249 258V259L247 258L248 259L247 260L248 263H250V264H259V263L262 264L263 261L259 258V255H260L259 253L261 252V250H260V252H256L258 250H254L253 248H252L253 250H248ZM69 248H70V246H69ZM92 248H93V246H92ZM10 249H12V248H10ZM93 250L96 251L97 250L96 247ZM98 250L99 251H104L103 249L100 250L99 248H98ZM30 251H32V250H30ZM106 251L107 250H105L104 252H106ZM253 251H255V252H253ZM104 252H103V254H104ZM79 253H80V251H79ZM22 254H20V255L22 256ZM88 254H89V252L86 255H88ZM80 255H81V253H80ZM263 255H261L262 258H263ZM228 256H226V257H228ZM71 257H73V256H71ZM250 257H252V258H250ZM225 262H226V260H225ZM73 263H75V262H73Z\"/></svg>",
  "mask_w": 264,
  "mask_h": 264
}]
</instances>
